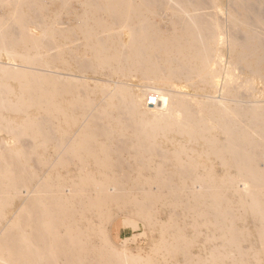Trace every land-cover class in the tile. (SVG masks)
Segmentation results:
<instances>
[{
    "label": "bare ground",
    "instance_id": "obj_1",
    "mask_svg": "<svg viewBox=\"0 0 264 264\" xmlns=\"http://www.w3.org/2000/svg\"><path fill=\"white\" fill-rule=\"evenodd\" d=\"M45 1L0 0V264H153L118 214L264 264V0Z\"/></svg>",
    "mask_w": 264,
    "mask_h": 264
},
{
    "label": "rangeland",
    "instance_id": "obj_2",
    "mask_svg": "<svg viewBox=\"0 0 264 264\" xmlns=\"http://www.w3.org/2000/svg\"><path fill=\"white\" fill-rule=\"evenodd\" d=\"M49 1L51 3H53L54 0H46L45 2L49 3ZM51 3H50V5H51ZM75 4L76 3H74V5ZM79 4L77 3L75 6L78 7ZM78 10H80V9H78ZM150 101H149V103H150ZM29 195L27 197H24L22 199V201L29 198L31 196V195L30 196ZM16 199H18V197H15V199H14L13 208H12L11 212L13 210H16L17 208H19L20 204L22 202V201H20V203H19V200H21L20 198L18 200H16ZM17 202L19 205L16 204ZM61 210H63V209H61ZM12 214L13 213L8 214L7 217L12 218L13 217ZM123 220H124V218H123L122 214H118L116 216L111 217L109 219V221H107L105 223V227L108 230L109 235H110L109 237H110L112 243L114 244V246L119 251L121 250L120 253H122V249H123L127 253L129 252V254H133V255H139L140 254L143 258H147V256H148V259L152 258L151 260L153 261V264H180L179 261L180 260L182 261L181 255L172 256L170 254L171 255L170 256L168 253L166 255V251H164L163 249H160L161 246L159 247V244H161V242H162V235L159 234L154 229V227H152V225H150V223L146 222L145 220H142V221L138 220L136 226L139 230L135 231L132 226H129V227L123 226L124 225ZM247 225H249V224H247ZM199 251L201 252L202 248H200V250L199 249L194 250V253H199ZM145 254H147V255H145ZM208 264H211V263L208 262Z\"/></svg>",
    "mask_w": 264,
    "mask_h": 264
},
{
    "label": "built area",
    "instance_id": "obj_3",
    "mask_svg": "<svg viewBox=\"0 0 264 264\" xmlns=\"http://www.w3.org/2000/svg\"><path fill=\"white\" fill-rule=\"evenodd\" d=\"M154 102H155L154 100H151V101H150V104H151V105H154Z\"/></svg>",
    "mask_w": 264,
    "mask_h": 264
}]
</instances>
